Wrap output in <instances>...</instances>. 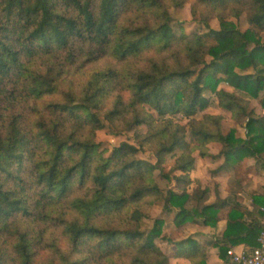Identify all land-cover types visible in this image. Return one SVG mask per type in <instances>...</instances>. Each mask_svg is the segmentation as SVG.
<instances>
[{
  "label": "trees",
  "instance_id": "obj_1",
  "mask_svg": "<svg viewBox=\"0 0 264 264\" xmlns=\"http://www.w3.org/2000/svg\"><path fill=\"white\" fill-rule=\"evenodd\" d=\"M185 3L204 31L175 30L170 9ZM243 14L245 30L231 20ZM262 92L264 0H0V264H169L159 241L190 264H208L212 246L232 264L229 247H256L262 229L240 206L218 241L165 226H217L195 152L223 167L264 159V114L250 104L264 110ZM214 104L244 136L223 131ZM103 129L137 142L103 148ZM155 205L167 217L144 227Z\"/></svg>",
  "mask_w": 264,
  "mask_h": 264
},
{
  "label": "rangeland",
  "instance_id": "obj_2",
  "mask_svg": "<svg viewBox=\"0 0 264 264\" xmlns=\"http://www.w3.org/2000/svg\"><path fill=\"white\" fill-rule=\"evenodd\" d=\"M172 18H173V23L175 30L177 32L180 31H185L186 33H192L194 31H204L205 28L203 24L198 23L195 21V19L192 16L191 13V5L190 3H185L183 7H173L170 9ZM232 21L237 23L239 28L241 30H245L248 28L249 24L247 22L245 14L241 15L239 19L232 18ZM209 24L210 26L218 30L220 28L219 22L215 17H211L209 19ZM241 73H244L242 71H239ZM245 72H251V70H247ZM221 88H225L227 90H232L233 88L229 86L228 83L222 82L220 84ZM261 95H264V92L261 93ZM251 107L255 109V112L257 115H263L264 110L262 109L259 100L257 99H251L250 101ZM207 111L210 112H222L225 115V119L223 121V131L228 132L231 128L237 129V135H245V125L243 124H238L235 119L231 117V114L223 110L222 108L218 107L216 104L211 106L210 108L207 109ZM181 118V117H180ZM182 123H185L186 120H181ZM97 141L102 143L103 148H108L111 150L114 146L119 145L120 142L122 141H128L130 143H136L137 139L134 137V131H127L124 132L123 134L117 135V134H112L108 129H103L99 132H97ZM190 139V137H189ZM220 144L218 143H212L210 145V150L212 152H218L220 150ZM139 156L141 158H145L151 162L156 161V157L154 156L152 150H150L149 146H145V148L140 152ZM195 156L197 161V168L194 171V176H198L199 179L201 180V186L202 187H209L214 194V192L221 190L222 188H229L228 187V177L227 176H215L213 173L214 168H217L219 165V161L217 160L216 162H213L214 165H211V160L210 159H202L199 155L198 152H195ZM175 158L168 156L167 160L164 164V172H168L170 167L173 165ZM174 174H179V172H175ZM172 176V174H171ZM193 177V178H196ZM197 177V178H198ZM156 180L157 183L159 184L160 187L166 188L168 186H175V180L172 178L167 179L166 177L162 176L159 170L156 171ZM149 217L146 218L143 221L144 227H151L153 225L154 219L158 217H167L162 213V209L160 205H155L151 209L148 210ZM167 229V232L172 235L173 239H178V238H186L188 236L190 237H195L200 239L202 236L206 237H211L214 234H217V231L214 230L212 227H205L202 224L195 223L192 221L186 222L180 226V228L177 227H171L167 228L165 226V230ZM202 236H201V235ZM161 245V248L165 251H169L168 255L170 256L169 259V264H190L188 260L183 259V258H175L172 256V252L170 251L171 249L168 247L166 243L163 242H158ZM167 248H169L167 250ZM209 264H222L221 259L218 257L216 252L213 250L211 257L209 259Z\"/></svg>",
  "mask_w": 264,
  "mask_h": 264
},
{
  "label": "crops",
  "instance_id": "obj_3",
  "mask_svg": "<svg viewBox=\"0 0 264 264\" xmlns=\"http://www.w3.org/2000/svg\"><path fill=\"white\" fill-rule=\"evenodd\" d=\"M240 136V135H238ZM244 136V135H241ZM220 150H218L219 152ZM212 154L217 155L218 152H212ZM201 157V156H200ZM202 159H210L211 165H214L213 162L219 161L217 168H214L213 173L215 176H227L228 177V187L222 188L219 191L212 193L209 188V197L205 201L206 204H217L219 220L216 227H212L217 231V234L211 237H200L197 239L200 242H214L222 238V235L227 227V220L229 217V212L232 208L240 206V211L244 213V220L246 222H251L252 220H257L260 223L264 219V159L261 157L247 156L242 159L240 162L236 163L235 166H226L223 167L225 158L222 155L216 160H213L212 157H201ZM197 159L195 163V169L197 168ZM215 166V165H214ZM192 172V177L194 176V171ZM198 177V176H197ZM194 178L201 180L198 178ZM206 187V186H205ZM203 187V188H205ZM208 227V225H204ZM211 227V226H209ZM180 228V227H179ZM190 237V236H188ZM183 238H178L175 240H180ZM229 248H234L236 251L250 250L251 248L246 244L232 245ZM215 251L217 254L218 247L212 246L210 248V256L212 251ZM208 259V264H209ZM222 261V260H221ZM190 263V262H189ZM223 264V261H222Z\"/></svg>",
  "mask_w": 264,
  "mask_h": 264
},
{
  "label": "built area",
  "instance_id": "obj_4",
  "mask_svg": "<svg viewBox=\"0 0 264 264\" xmlns=\"http://www.w3.org/2000/svg\"><path fill=\"white\" fill-rule=\"evenodd\" d=\"M227 255L232 264H264V219L256 247L243 251H236L234 248H229Z\"/></svg>",
  "mask_w": 264,
  "mask_h": 264
}]
</instances>
